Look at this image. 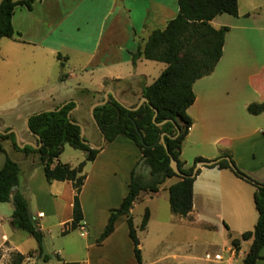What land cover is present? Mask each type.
<instances>
[{
	"label": "crops",
	"instance_id": "1",
	"mask_svg": "<svg viewBox=\"0 0 264 264\" xmlns=\"http://www.w3.org/2000/svg\"><path fill=\"white\" fill-rule=\"evenodd\" d=\"M238 3L239 15L237 17L223 14L211 21L215 29L228 27L229 32L225 37L223 55L214 72L193 85L196 100L187 111L193 120V125L181 149L180 159L185 163L184 168L188 169L197 157L212 161L221 158L225 151H229L239 169L246 171L256 181L264 183V113L254 116L247 110L250 104L264 100V0H238ZM178 13V0H37L32 10L24 6L15 7L12 24L16 35L11 40L34 49H41L49 54L58 53L61 55L58 58L62 61L64 51L87 58L85 64L79 66V70L86 72L89 78L80 81L86 75L75 76L80 82L74 88V94L78 95L81 91L87 90L98 98L104 90L106 92L113 90L119 101L126 105L128 97L132 99L140 97L141 102L143 88L150 86L156 80L149 81L150 68L153 67L149 63L151 61L140 58L134 65L133 54L147 42L152 31L164 29L171 20L177 17ZM71 77V75H64L60 80L62 85H66L64 79ZM105 83H110V85L111 83H128L130 87L127 91H119L112 86H106ZM47 96L55 104L21 117V120L24 119V128L19 130L8 126L0 127V130L15 129L19 137H22L23 143L32 142L22 136L24 129L28 132L26 125L28 118L74 101H77V105L73 110L79 107L78 100L73 98L72 93L64 95L61 94L60 89H53ZM98 102L101 101H96ZM131 142L125 136H119L113 142H105L97 158L92 162L94 168L105 165L104 163L110 157L114 158V149H124L133 153V163L129 166V171L133 169L139 159L138 154L141 157V153ZM5 149L8 157L17 163L16 157H22L21 160L28 162L35 155L17 152L9 142L5 143ZM57 162L55 161V164ZM204 170L212 171L205 175ZM21 174L22 170L20 176ZM109 179L108 177H87L81 189L80 202L84 221L79 230L85 237L90 236L93 218L99 213L96 209L101 204L102 189H107L110 193L108 197H105L106 205L102 212V219L106 220V224L110 211L119 208L128 194L131 177H123L122 186L110 183ZM45 184L48 186L49 200L53 201V213H57L56 202L59 201L64 205L66 216L60 225L70 223L75 195L73 183L70 181L48 183L46 181ZM255 190L251 184L236 177L229 169L202 168L193 186V210L187 217L181 218L171 226L186 231L192 229L197 223L206 227H214L211 226V221L206 219L207 217H203L205 216L204 207L209 208V205H214L217 224L228 229L229 238L230 235L240 238L249 227L255 228L258 221V212L254 203ZM89 191L90 195L87 194ZM22 193L28 200L26 194ZM158 193L142 192L134 203L133 209L136 203L143 200L145 196ZM91 204L94 208L89 210ZM29 209L34 220L47 215L44 209L33 214L30 204ZM2 211L6 212L5 216L2 215ZM13 211L12 202L0 203V224L6 218L11 222ZM122 218L126 220L127 225L126 217L117 220L115 231L105 240V244L103 243L106 247L98 248L99 253L96 258L99 261L104 260L103 257L106 255L107 261L136 264L128 225L123 246H120V241L116 239L119 223L125 224ZM36 222L39 225L38 221ZM149 223L144 231H148ZM162 224L169 225L166 222ZM4 239H7L5 235L3 241L0 242L2 253L0 263L9 264L7 254L10 251L5 247L9 245V241L5 242ZM109 243H111L110 247ZM245 244L248 246L246 252L243 250ZM251 244L252 240L243 241L239 250L231 245L227 249L228 258L225 259L221 254H216L219 256L218 262L236 264L240 257L244 259ZM88 246L93 249L94 244ZM125 247L129 248L127 252L128 255L130 254L129 257L122 253ZM139 248L142 251L143 264H148L145 262L144 245L141 240ZM153 251L156 252L157 257L151 264H162L169 258V256L160 255L156 248ZM30 252L34 253L30 259L38 257L37 250ZM260 255L264 257V247ZM94 259L89 253L88 259L80 264H100ZM173 259L177 260L178 264H192L194 257L189 255L186 249L174 254ZM63 262L76 261L64 260ZM49 263L50 261L44 262V264ZM257 264H264V260H259Z\"/></svg>",
	"mask_w": 264,
	"mask_h": 264
},
{
	"label": "trees",
	"instance_id": "2",
	"mask_svg": "<svg viewBox=\"0 0 264 264\" xmlns=\"http://www.w3.org/2000/svg\"><path fill=\"white\" fill-rule=\"evenodd\" d=\"M36 1L1 0L0 40L3 38L14 39L16 35L12 24L15 7L24 6L32 10ZM178 3L177 17L171 20L164 29L152 31L147 42L133 54L134 65L140 58L167 65L153 84L143 88L142 98H147L148 102L143 103L137 111H130L110 95L104 106L94 110L98 130L101 135H104L106 142H113L119 136H125L139 149L141 161L149 168L148 179L138 173L139 164L132 171L128 194L119 208L110 211L108 222L98 241L102 243L109 238L115 231L117 220L120 217H126L129 238L134 246L136 264H143V257L131 210L142 192L157 193L167 179L177 178L178 181L168 189L171 211L175 215L185 218L193 210V186L200 171L194 178L191 175L198 162L207 161L205 158L197 157L192 166L185 169V163L180 159L181 149L193 125V120L187 113L196 100L193 85L198 80L211 75L223 55L225 37L229 28L215 29L211 25V21L223 14L235 17L239 15L238 0H178ZM60 56L58 55L59 58ZM105 85L108 86L109 83H105ZM81 94L93 95L94 93L83 90ZM75 107L76 103L70 102L59 111L42 112L30 117L29 128L41 139L39 141L35 137L36 145H40L41 142L39 149L30 145L21 149L16 142L14 133L0 134V154L6 153L5 143L9 142L17 152H23L26 155L32 153L39 155L48 183L54 181L73 183L75 195L72 221L63 226V235L78 229L84 221L80 202L81 189L87 178L84 169L87 163L95 161L100 153L99 150L82 142L81 128L75 124L78 122L74 118L68 117L70 111ZM59 108L60 106L55 109ZM154 109L158 112L156 123L153 121ZM247 110L254 116L263 114L264 100L250 104ZM158 123L164 124L158 126ZM177 127L179 128L178 136ZM28 133L30 132L28 131ZM163 134H165V144L161 143ZM65 144L83 151L86 155L85 160L76 167L61 163L59 158ZM171 157L178 162L181 173L186 177H180L173 171L170 166ZM221 157H228L234 164L235 170L231 169L227 160H222L211 168L229 169L236 177L256 189L254 203L258 212V221L254 230L243 233L240 238L232 235L230 238L231 245L236 250L240 249L243 241L252 240L243 259V264H257L259 260H264V257L260 255L264 247V183L256 181L240 170L232 160L231 152L225 151ZM55 161L58 162L55 164ZM20 172L19 164L8 157L5 166L0 170V203H13L11 225L32 236L38 245V257L44 262H49L52 257L44 253V233L33 219L29 202L20 190ZM15 186L18 188L13 192L12 189ZM149 220L150 211L147 209L141 223L142 230H146ZM33 256V252L28 255L13 252L10 254L9 264H25L26 260ZM61 264L80 263L62 262Z\"/></svg>",
	"mask_w": 264,
	"mask_h": 264
},
{
	"label": "rangeland",
	"instance_id": "3",
	"mask_svg": "<svg viewBox=\"0 0 264 264\" xmlns=\"http://www.w3.org/2000/svg\"><path fill=\"white\" fill-rule=\"evenodd\" d=\"M33 49L24 44L15 43L8 38L0 41V127L5 128L10 126L19 130L24 128V119L21 120V117L51 107L55 103L50 101L47 95L53 89H60L61 94L67 95V93H72L74 95L73 98L78 100L79 107L71 112V118H74L78 123L83 125L85 128V138L88 142L100 146L102 144V135L92 119L91 107L96 101L104 99L106 90L100 93L98 98L92 94H74V88L78 85V82L89 78V75L85 74L86 72L79 70V66L85 64L87 58L64 51L62 52L64 56V60L62 61L58 58V53L49 54L41 49ZM149 63L153 65V67L149 66L152 67L150 68L149 81H153L162 74L166 65L155 61ZM81 74H85L86 76L78 81L75 76H81ZM64 75L72 76L71 78L64 79L66 85H62L60 81ZM108 86H112L115 90L119 91H127L130 87L128 83H111V85L109 83ZM127 101L126 105L133 107L139 104L140 97L136 99L128 97ZM75 103L77 105V101ZM22 136L33 143L36 142L35 137L28 133L26 129L23 130ZM21 138L20 136V143H23ZM132 145L136 147L133 143ZM113 155L115 157H110L104 163L105 165L95 168L92 162H88L84 169L86 177H108L111 180L110 183L122 186L123 177H131L132 171L139 164L138 173H141L146 179L149 178V168L141 161L139 154L138 161L130 171L129 166L133 163L132 152L124 149H114ZM16 158L22 170L20 190L26 194L31 212L36 214L40 209H44L47 212L46 217L37 218L35 221H38L44 233V253L52 257L49 264H61L64 260H74L80 263L88 259L89 253L95 258L94 261L100 264H121L110 260L107 261L106 255L103 257L104 260L101 259L99 261L96 258L99 253L98 248L106 247V245L103 246L105 241L102 243L98 241L106 227V220L102 219V212L106 205L105 197H108L109 191L102 189L100 196L101 204L96 209L99 213L93 218L89 237L81 235L79 228L67 235H63V226L60 225V222L66 216L64 205L60 204L59 201L56 202L57 213H53V201L49 200L50 196L47 194L48 186L45 184L46 180L39 155H33L28 162L23 161L24 159L21 160L22 157ZM85 158L86 155L83 151L65 144L60 161L76 167ZM232 160L234 161V157H232ZM209 171L212 170H204L205 175ZM244 173L249 176L246 171ZM117 178L118 182H116ZM176 181L177 178L167 179L161 186L158 194L145 196L143 200L136 203L133 209V222L137 231V237L144 245L145 262L151 264L157 257L156 252L153 251L156 248V251L160 255L169 256L162 264H178V261L173 259V255L186 249L188 250V254L194 257L192 264H223L222 262H218L216 254H221L225 259L228 258L227 249L231 247V244L228 229L217 224L214 205H209V208L205 206V216H203L204 218L207 217L206 219H209L212 224L211 226L214 227H206L197 223L193 225L192 229L186 231L185 229L173 228L171 226L180 221L181 218H184L175 215L171 211L169 204L168 188ZM87 194L90 195L91 192L89 191ZM90 208L89 210H92L94 206L91 204ZM147 209L150 210L151 219L148 231H144L141 229V223ZM2 215L5 216L6 212L2 211ZM121 220L125 224L119 223L116 239L120 241L119 245L123 246L127 225L124 218ZM163 222L169 225H163ZM252 230H254V227H249L246 231ZM232 232L236 231L233 230ZM4 235L7 237L6 240L9 241V245L5 246L10 251L7 254L9 258L13 252L28 254L32 250H37L35 239L28 233L15 229L7 218L0 224V242L3 241ZM6 240L4 239L5 242ZM89 244H94L93 249L89 248ZM110 245L111 243H109V247ZM247 249L248 246L245 244L243 250L246 252ZM5 250L7 249L5 248ZM128 251L129 248L125 247L122 253L126 257H129ZM1 255L0 251V257ZM242 259L240 257L236 264H243ZM26 264H44V261L42 259L39 260L38 257H34L32 259L29 258Z\"/></svg>",
	"mask_w": 264,
	"mask_h": 264
},
{
	"label": "water",
	"instance_id": "4",
	"mask_svg": "<svg viewBox=\"0 0 264 264\" xmlns=\"http://www.w3.org/2000/svg\"><path fill=\"white\" fill-rule=\"evenodd\" d=\"M110 95L113 96V98H114L116 101H118L123 107H125L126 109H128V110H130V111H137V110L140 108V106L143 105V103L148 102V99H147V98H143L142 101H141L136 107H134V108H132V107H128V106H126L125 104H123L121 101H119V99L115 96V93H114L113 90H109V91L106 92V94H105V99H104L103 101L98 102V103H95V104L91 107V116H92V119H93L94 123L97 125V127H98V123H97V121H96V119H95V116H94V110H95L97 107L104 106V105L108 102V100H109V96H110ZM66 105H67V104L62 105V106H61L59 109H57V110H56V109H52V110H47V111H45V112L59 111V110H61L64 106H66ZM154 111H155V116H154V118H153V121H154V123H156V118H157V114H158V112H157L156 109H154ZM71 112H72V111H70V113L68 114V117H69V118H71ZM40 114H41V113H40ZM29 119H30V118H28L27 121H26V125H27V129H28V131H29L32 135H34V136L40 141V140H41V139H40V136L35 135L34 133L31 132V130H30V128H29ZM166 122H167V121H166ZM166 122H164V123H166ZM72 123H74V122H72ZM164 123H160V124L158 123L157 125H158V126H162ZM75 124H77V125L81 128V140H82V142H83L84 144L89 145V146H91L93 149H97V150H100V149L103 147V144L106 142V139H105V137H104L103 134H102V144H101L100 146H97V145L91 144L90 142H88V141L85 139V128L83 127V125H81L80 123H75ZM98 129H99V127H98ZM11 133H14V134L16 135V142H17L18 146H19L21 149L25 148L27 145H30V146L34 147L35 149H39L40 146H41V142H40V145H36V144H34V143H32V142H24V143H20V137H19V134L17 133L16 130H10V131H2V130H0V134H3V135H9V134H11ZM178 134H179V128L177 127V136H178ZM164 137H165V134H163V135L161 136V143H162V144H165ZM141 141H142V142L144 141L142 137H141ZM157 144H158V143H157ZM166 150L168 151L167 147H166ZM168 153H169V152H168ZM7 159H8V155H7V153H2V154H0V170H2L3 167L5 166V164H6V162H7ZM222 160H227V161L229 162V165H230L231 169L235 170V166H234V164L231 162V160H230L228 157H221V158H219V159L212 160V161H202V162H198V163L196 164L195 168H194V171H193V174L191 175V177H192V178L196 177L197 174H198V172H199L202 168L213 167V166L217 165V164H218L220 161H222ZM170 166H171V168L173 169V171H174L178 176H180V177H186V175H184V174L181 173V171H180V169H179V166H178V162H177L173 157H171ZM17 188H18L17 186L13 187L12 191L14 192Z\"/></svg>",
	"mask_w": 264,
	"mask_h": 264
},
{
	"label": "built area",
	"instance_id": "5",
	"mask_svg": "<svg viewBox=\"0 0 264 264\" xmlns=\"http://www.w3.org/2000/svg\"><path fill=\"white\" fill-rule=\"evenodd\" d=\"M219 256H216V259L218 260Z\"/></svg>",
	"mask_w": 264,
	"mask_h": 264
}]
</instances>
